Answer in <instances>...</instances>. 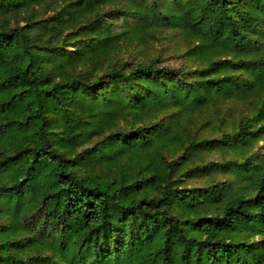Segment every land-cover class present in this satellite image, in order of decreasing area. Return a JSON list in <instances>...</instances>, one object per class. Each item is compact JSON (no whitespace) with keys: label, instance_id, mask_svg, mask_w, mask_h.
I'll return each instance as SVG.
<instances>
[{"label":"trees","instance_id":"1","mask_svg":"<svg viewBox=\"0 0 264 264\" xmlns=\"http://www.w3.org/2000/svg\"><path fill=\"white\" fill-rule=\"evenodd\" d=\"M260 142L264 0H0V264H264Z\"/></svg>","mask_w":264,"mask_h":264},{"label":"rangeland","instance_id":"2","mask_svg":"<svg viewBox=\"0 0 264 264\" xmlns=\"http://www.w3.org/2000/svg\"><path fill=\"white\" fill-rule=\"evenodd\" d=\"M5 19H10L12 22H14L15 19H21V16L13 15V13L6 14L4 16ZM168 36V38L163 40H160L157 43H152L147 49V52L150 53V55H159L161 52H164L165 55V62L174 66L179 67L182 66V63H186L187 65H190L191 61H189V57H187L186 50L188 49L189 42L185 39L180 38L178 32H172L165 34ZM183 57V58H182ZM232 106H237V104H232ZM241 112L236 111L234 113V118L238 119ZM258 148V154L263 155L264 154V142H260L257 147ZM196 185L200 184L199 182H195Z\"/></svg>","mask_w":264,"mask_h":264}]
</instances>
